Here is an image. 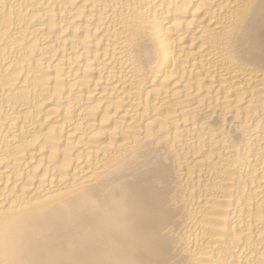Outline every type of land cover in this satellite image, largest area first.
<instances>
[{"label": "bare ground", "instance_id": "bare-ground-1", "mask_svg": "<svg viewBox=\"0 0 264 264\" xmlns=\"http://www.w3.org/2000/svg\"><path fill=\"white\" fill-rule=\"evenodd\" d=\"M0 264H264V0H0Z\"/></svg>", "mask_w": 264, "mask_h": 264}]
</instances>
